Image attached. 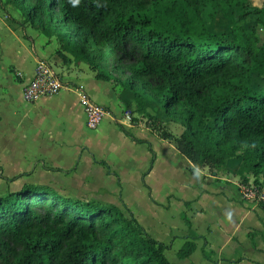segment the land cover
<instances>
[{
  "label": "trees",
  "instance_id": "obj_1",
  "mask_svg": "<svg viewBox=\"0 0 264 264\" xmlns=\"http://www.w3.org/2000/svg\"><path fill=\"white\" fill-rule=\"evenodd\" d=\"M8 2L58 41L63 62L85 63L96 79L132 91L139 113L157 99L183 131L175 135L156 120L150 127L172 140L194 168L226 169L241 183L252 177L264 190V90L248 86L254 73L264 77V46L211 31L201 12L207 3L227 10L247 0ZM258 12L264 15V8ZM256 202L264 209L263 200ZM194 239L178 251L180 259L196 250ZM167 248L115 204L64 198L44 185L0 198V251L13 257L4 256L5 264H171Z\"/></svg>",
  "mask_w": 264,
  "mask_h": 264
},
{
  "label": "crops",
  "instance_id": "obj_2",
  "mask_svg": "<svg viewBox=\"0 0 264 264\" xmlns=\"http://www.w3.org/2000/svg\"><path fill=\"white\" fill-rule=\"evenodd\" d=\"M15 19L16 21L12 19L2 25L4 27H0V45L5 47L7 39L19 34L22 42L30 43L34 55H31L30 68L25 65V56L22 58L23 56L16 55L15 59L11 58V65L19 71L22 80L18 85L22 89L23 98L20 103L23 107L19 111L10 110L7 119L0 112V131L7 136L5 142H8L7 146L1 147L3 150L0 148L6 179L12 180L18 190L26 185H44L64 198L121 207L126 215L132 213L154 238L168 245L165 254L171 264H264V209L256 201L245 200L239 185L236 182L229 183L230 179L222 175L225 172L223 169H196L186 160L191 171L188 174L190 178L181 179L178 186L158 197L151 178L157 174L162 160L156 146L157 138L160 137L145 126L149 130L148 136L137 135L135 131L138 132L143 127V122L142 125H135L125 117L121 120L118 109L121 104L129 106L134 102L132 91L113 81L94 78L86 82L67 78L64 89L76 88L75 91L79 94L77 105L71 104L64 96V89L56 95L43 96L34 102L25 100L23 87L33 79L38 60L50 57L59 46L55 47L54 38L46 37L29 22L23 27L19 22L20 18L15 16ZM81 64L78 67L83 70L84 66ZM93 74L95 77V72ZM99 87L107 88L109 99L99 91ZM83 94L104 107L105 117L110 120H102L95 129L88 128L81 104ZM149 105L150 101L146 111ZM127 110L131 111L127 108L123 111L124 114ZM80 111H83L85 117L82 129L93 133L87 140L73 138L75 133L72 131V124ZM106 125H111L119 137L130 145L144 143L148 146L149 165L140 169L137 176L139 188H143L144 193L147 189L149 196L142 198L139 204L127 189L133 184L131 173L135 174L134 169L118 167L119 159L131 161L134 159L133 154L126 155L109 143V136L105 134ZM181 127L175 135L183 131V126ZM122 128L141 142L134 141ZM167 142L176 155L178 150L175 143L172 140ZM98 144H104V148H107L105 155L97 154ZM14 156L21 159L22 168L14 169L8 163ZM103 161L109 168L102 164ZM96 171H100L104 178H100ZM19 175L22 176L15 180ZM209 202H213L214 206L207 211L205 206ZM177 206L179 211L175 215L174 208ZM198 217L206 218L202 229H198L195 224L194 220ZM175 221L185 222L181 231L172 227ZM193 236L197 244L196 250L188 258L180 259L178 251ZM223 248L228 249L229 254H224ZM245 249H248L249 255L244 252Z\"/></svg>",
  "mask_w": 264,
  "mask_h": 264
},
{
  "label": "rangeland",
  "instance_id": "obj_3",
  "mask_svg": "<svg viewBox=\"0 0 264 264\" xmlns=\"http://www.w3.org/2000/svg\"><path fill=\"white\" fill-rule=\"evenodd\" d=\"M262 8H264V0H247L245 5L229 7L227 10L222 9V7L220 6L213 5L212 3H207L201 7V12L203 21H205L211 31H214L218 34H223L228 40H232L234 37H238V39L242 40L243 42L249 41L255 48H259L260 46H264V15L258 12ZM15 16L16 18L17 16L18 18H20L19 22L21 23V26L25 27L28 22L22 15L19 8L9 3L8 0H0V27H4L2 25L12 21V19L16 21ZM55 40L56 39L54 38V41ZM6 41L7 42L5 43V47L0 45V112H3V116H6L7 119L8 112L10 110L13 111L14 109H16L17 111H19L23 107L20 103L21 99L23 98H21L22 89L21 86L18 85V83L20 82L17 81L15 77V74H18L19 71L13 65H11V60L15 59L14 56L16 55L23 56L22 58L26 57L27 62L25 63V65L26 67L30 68L32 66L31 55H34V51L30 43L27 44L20 40L19 34L10 37ZM55 42L54 46H59L57 40ZM117 58L118 56L114 55L110 60V64H115V60ZM46 59L53 65L55 70L59 72L60 76H63L65 82H67V78L79 79L86 82H90L95 78L93 71L85 63H80L84 66V69L81 70L74 62L72 64L63 62L61 57L56 52L52 53V55ZM124 62L128 63V60L124 59ZM111 69L115 72L116 76L122 79H125L128 76V73H121L119 71H115L113 68ZM248 86L252 90V92H260L264 90V77L259 75L258 73H254L248 81ZM70 89H64L65 92H63V94L68 98L71 104L77 105L79 94L77 91H75V87H73L71 90ZM98 89L105 95V97H108L109 99L106 87H99ZM136 106L137 104L134 100V102H132V104H130L129 106H127L126 103L121 104L120 106H118V109L120 111L121 120H124L125 117L123 111L128 108L132 112V119H137L135 125H140L143 122V127H141L138 132L135 131L137 135L140 134L145 137L148 136L149 130L145 127H150V123L154 120L165 124L166 128L172 131L174 134H176L182 128L181 123L178 120L172 119L171 114L165 112V110L162 108L161 103H159L157 99H150V105L146 111L148 112L147 114H145L146 112L144 114L139 113L136 109ZM32 116H35L34 112L32 113ZM103 120L108 121L110 119L104 116ZM84 121L85 117L83 116V111H80V113L75 117L74 123L72 124V131H74L75 133V136L73 137L74 139L80 138L81 140H87L89 136H93V133H90L85 128L82 129L83 124H85ZM105 129V134L109 136V143H111L112 146L115 145L116 147H118V150H121V152L125 153L126 155L130 156L131 154H133L134 159L132 158L131 161H127L126 159H119L118 167L121 169L126 166V168L128 169H134L135 174L131 173L133 184L130 185V188L127 189L132 194V196L135 197V200L139 204L142 202V198H144L145 196H149L148 190L146 188L145 193L143 188L142 190L139 188V177L137 176V173L140 169L144 168L145 165H149L147 150L148 152L150 151L148 149V146H145L144 143H135V145H130L119 137L118 133L111 125H106ZM6 137L7 136L2 135V131H0V148L7 146L8 142H5ZM157 139V152L162 157V160L160 161L157 174L154 175L151 180L153 182V188L159 197L160 194H164L174 186H178L181 179L186 180L187 178H190V175L188 174H190L191 171L186 161L188 159L184 155H182L179 151H176L177 154L175 155L173 153V149H170V144L167 142V139ZM104 147V144H98L96 148L98 155L107 153L108 150ZM1 149L3 150L4 148ZM8 163L14 169L23 167V165L21 164V159L16 156L10 158ZM209 170L212 171L211 169ZM223 170L225 172H223L222 175L230 179L229 183L236 182L237 186L241 183L240 177L234 174V172H230L226 169ZM8 171L11 170L9 169ZM97 173L99 174L100 178H104L100 171H96V174ZM228 173H231V175H228ZM4 174L5 169L2 159L0 158V198L8 197L10 193H14L18 190V187L14 185V183H12L13 181L8 178L6 179ZM22 175L16 177L15 180L19 179V177ZM251 182H253L252 177ZM107 186L110 188L108 182ZM109 190L113 191L114 189ZM244 199L249 200L246 198ZM213 206V202H209L208 205L205 206V210H211ZM178 211L179 207L177 206L174 208L175 215L176 213H178ZM148 212L152 211L148 210ZM194 221L197 225V228L202 229L205 224L206 218L198 217ZM184 223L175 221L172 224V227L176 230L181 231ZM244 246L247 247L246 244H244ZM223 249L224 254H229L227 253L228 249ZM244 252L249 255L247 253L248 249ZM0 253V264L6 263V260H4V256L7 257V260L13 261V257L11 255H8V253H6L5 251H0ZM230 253H233V251L230 250ZM236 255H239V253H236ZM241 264L246 263L241 262Z\"/></svg>",
  "mask_w": 264,
  "mask_h": 264
},
{
  "label": "built area",
  "instance_id": "obj_4",
  "mask_svg": "<svg viewBox=\"0 0 264 264\" xmlns=\"http://www.w3.org/2000/svg\"><path fill=\"white\" fill-rule=\"evenodd\" d=\"M66 86L63 77L60 76L53 65L47 59H40L37 62L33 79L23 87V96L28 102H34L43 96L56 95ZM81 104L86 114L88 128H97L106 114L105 108L92 100L87 94L82 95ZM131 114L132 112L127 110L125 117L132 120ZM239 187L244 198L264 201V190H260L253 182L240 183Z\"/></svg>",
  "mask_w": 264,
  "mask_h": 264
}]
</instances>
